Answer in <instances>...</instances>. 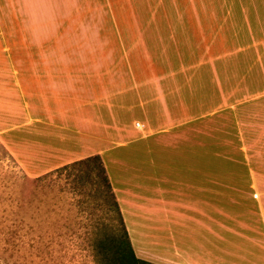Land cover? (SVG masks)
<instances>
[{
  "label": "crops",
  "instance_id": "1",
  "mask_svg": "<svg viewBox=\"0 0 264 264\" xmlns=\"http://www.w3.org/2000/svg\"><path fill=\"white\" fill-rule=\"evenodd\" d=\"M172 1L152 8L149 24L95 29L71 22L72 0H0V47L7 52L5 62L0 58V127H18L14 121L27 113L29 126L69 129L53 133L61 152L76 145L53 169L100 155L139 258L264 264V87L254 95L262 99L242 109L253 113L239 118L227 102L236 90L208 88L219 76L217 6L224 1ZM223 8L231 41L244 20L246 70L253 85H264V0H230ZM63 31L86 33L67 37L69 55L61 51ZM15 49L22 54L9 55ZM19 94L25 103L15 100ZM114 150L123 151L110 156L117 165L111 171L106 157ZM207 160L248 171L245 183L223 182ZM164 231L165 240L157 235Z\"/></svg>",
  "mask_w": 264,
  "mask_h": 264
},
{
  "label": "rangeland",
  "instance_id": "2",
  "mask_svg": "<svg viewBox=\"0 0 264 264\" xmlns=\"http://www.w3.org/2000/svg\"><path fill=\"white\" fill-rule=\"evenodd\" d=\"M215 1L220 4V0ZM223 1L224 6H217L221 11L217 27L223 25L220 34L218 33L221 42L215 53V56L219 57L216 62L219 76L216 83H208V88L213 90L220 87L225 92L236 90L238 95L227 98V102L236 105L239 118H244L246 114L253 112L244 113L242 109L253 107L256 101L262 99L261 96L256 98L254 95L261 93L264 85L260 82L253 85L246 70L244 20L240 22L243 29L239 30L238 38L231 41V34L233 35L235 31L231 28L226 8H223L229 6L230 0ZM108 2L72 0L71 7L77 15H72L71 22L78 25L88 24L95 29L101 26H110L112 29L119 22L129 24L136 21L140 24H149L153 18L149 14L152 8L165 9L173 5L172 0ZM62 4L64 5V1ZM85 9L89 11L88 14H85ZM132 9L135 10V16L130 14ZM82 34L86 33L63 31L62 35L65 38L62 42V53L70 54L71 45L67 37ZM92 34L97 35V31ZM107 35L111 41L110 54L116 55L118 51L115 44L116 33L110 30ZM0 41L3 39L0 38ZM80 45L83 46V43ZM15 50L17 52L13 51L9 55L22 54L21 49ZM30 54L37 52L34 50ZM6 57L7 52L3 44L0 47V58L5 62ZM1 99L3 97H0ZM15 100L19 104L25 103L21 94L15 97ZM0 107L5 108L6 104ZM21 115L13 123L18 127H0V264H97L93 247L99 245L103 250L105 240L108 235L110 236L106 224L114 221L115 215L103 205V199L93 203V198L89 196L88 184L76 185L66 174L59 176L53 173L63 167L53 169L69 159L70 152L76 147L68 144L65 147L66 151L61 152L58 146L60 143L53 133L57 130L59 136L61 131L69 132V129L38 128L36 124L29 126L26 124L25 115L23 113ZM224 115L222 112L215 119H220ZM121 151L123 150H114L106 157L111 171H116L117 165L111 163L110 156L116 158ZM207 163L223 172L222 179L225 183L240 185L246 181L248 171H226L219 165H214L212 161L207 160ZM212 167L207 166L206 171H217ZM47 171L49 172L46 173ZM157 235L165 240L166 232H158ZM164 240L160 241L164 243ZM147 246L158 248L150 243ZM150 249L148 247L149 252Z\"/></svg>",
  "mask_w": 264,
  "mask_h": 264
},
{
  "label": "trees",
  "instance_id": "3",
  "mask_svg": "<svg viewBox=\"0 0 264 264\" xmlns=\"http://www.w3.org/2000/svg\"><path fill=\"white\" fill-rule=\"evenodd\" d=\"M71 169L74 171H69ZM53 173L59 176L66 174L76 185L88 184L89 196L93 198V203L103 199V205L115 215L114 221L106 224L110 236H107L103 250L99 245L93 247L97 264H155L139 258L136 254L108 171L100 155L63 166Z\"/></svg>",
  "mask_w": 264,
  "mask_h": 264
}]
</instances>
